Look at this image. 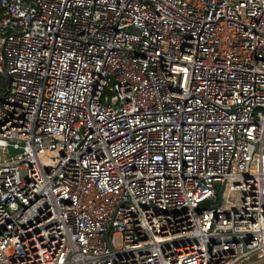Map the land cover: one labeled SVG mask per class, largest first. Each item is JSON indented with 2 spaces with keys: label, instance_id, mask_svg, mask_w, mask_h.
<instances>
[{
  "label": "built area",
  "instance_id": "built-area-1",
  "mask_svg": "<svg viewBox=\"0 0 264 264\" xmlns=\"http://www.w3.org/2000/svg\"><path fill=\"white\" fill-rule=\"evenodd\" d=\"M0 76V264L264 258V0H0Z\"/></svg>",
  "mask_w": 264,
  "mask_h": 264
},
{
  "label": "water",
  "instance_id": "water-1",
  "mask_svg": "<svg viewBox=\"0 0 264 264\" xmlns=\"http://www.w3.org/2000/svg\"><path fill=\"white\" fill-rule=\"evenodd\" d=\"M8 148H9V151H10L11 154L14 153L15 151H17L11 146H9ZM246 264H264V258H259V259H256V260H252V261L247 262Z\"/></svg>",
  "mask_w": 264,
  "mask_h": 264
},
{
  "label": "rangeland",
  "instance_id": "rangeland-1",
  "mask_svg": "<svg viewBox=\"0 0 264 264\" xmlns=\"http://www.w3.org/2000/svg\"><path fill=\"white\" fill-rule=\"evenodd\" d=\"M4 81L2 80V77L0 76V90H1V86L3 85ZM116 243H119L118 238H116ZM255 260V259H252ZM251 260V261H252ZM247 262H240L239 264H246Z\"/></svg>",
  "mask_w": 264,
  "mask_h": 264
}]
</instances>
